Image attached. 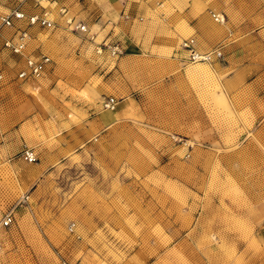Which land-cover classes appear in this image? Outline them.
Masks as SVG:
<instances>
[{"label": "rangeland", "instance_id": "obj_1", "mask_svg": "<svg viewBox=\"0 0 264 264\" xmlns=\"http://www.w3.org/2000/svg\"><path fill=\"white\" fill-rule=\"evenodd\" d=\"M149 2L143 50L102 0L42 3L54 26L29 27L27 47L52 59L39 78L17 80L24 56L0 44V264H264V0L162 1L166 28ZM13 7L40 9L0 0ZM188 13L209 34L227 26L220 59H188Z\"/></svg>", "mask_w": 264, "mask_h": 264}, {"label": "built area", "instance_id": "obj_2", "mask_svg": "<svg viewBox=\"0 0 264 264\" xmlns=\"http://www.w3.org/2000/svg\"><path fill=\"white\" fill-rule=\"evenodd\" d=\"M35 5H38L40 9L31 13L23 11L20 7H13L8 12L0 14V44L3 48L9 50L11 53L20 54L24 56V65L21 67L16 77L21 80L36 79L42 76L44 71L50 65L52 59L47 53L39 52L33 53L27 51L29 40L31 39V33L29 27L41 26L46 28H52L54 26V20L48 15L46 7L42 5V1L45 0H31ZM215 21H223L224 15L213 13ZM125 18H129L125 15ZM16 21H24V26L15 27ZM15 30L9 35H5L2 32L3 28H12ZM76 28L83 33L88 32V27L84 24L78 23ZM92 38V37H91ZM181 45L187 52L188 59L191 62H211L220 59L223 55L220 47H215L206 51H200L197 47L195 37L189 36L181 41ZM108 51L111 55L118 56L122 53V49L119 44H113L108 46ZM3 71L0 70V80L3 79ZM117 103V98L114 96H108L103 104L105 108L113 109ZM23 159L34 162L37 160V154L32 148H24L21 151ZM13 222V217L10 213L4 215L2 219L3 225H10ZM61 264H70L67 261H63ZM77 264V263H73Z\"/></svg>", "mask_w": 264, "mask_h": 264}, {"label": "crops", "instance_id": "obj_3", "mask_svg": "<svg viewBox=\"0 0 264 264\" xmlns=\"http://www.w3.org/2000/svg\"><path fill=\"white\" fill-rule=\"evenodd\" d=\"M107 4L111 5V12H106L107 14L105 15L106 17L104 18H110V16H115V18L119 17V28H121V30H123V37H125L124 39V46L127 48H132V49H141L143 50L144 45H148V43H150V41L152 40V36H155L154 31L148 33H141L139 32V29H137V26H140L138 22L139 19H137L138 17H141V11L142 8L144 7L143 5H145L146 7L148 6V2L146 0H102ZM165 1H170V0H158V2L155 3V5H157L156 8L162 6V3ZM199 2H195V6L193 7V9L191 10V13L196 11V9H198L197 4ZM149 11H151L153 13V16L155 19L152 21L153 23L151 24H155L157 27H169L170 25V19L173 17L174 14L172 13H160L157 12V9L154 7L153 3L149 2ZM172 5V4H171ZM194 10V11H193ZM262 11H264V9H262ZM156 12V13H155ZM150 13V14H152ZM191 13H188L186 15L185 19L186 21H188V23H190V21H192V27L193 28H197L198 29V39H196V43L197 47L200 51H206L209 50L210 47L212 45H214L217 41L220 40V38L223 37V35L226 33V29L227 26L224 23H219L218 25H216L215 27L212 28L211 33H207L206 31V27L208 25L212 26L209 18L206 15L201 16L199 19H195L194 18V14L191 15ZM155 14V15H154ZM166 14V15H165ZM125 15H128L129 17H131V19L126 20L123 19ZM103 18V17H102ZM142 19V17H141ZM136 20V21H135ZM172 20V19H171ZM231 20V19H230ZM138 25H135L134 27H130V25L132 23H136ZM224 24V25H223ZM189 26H191L190 24H188ZM229 25V24H227ZM108 26H106L107 28ZM229 27H232L231 25ZM110 28V26H109ZM233 28V27H232ZM156 37V36H155ZM189 37V36H188ZM200 40V41H199ZM17 78V77H16ZM17 80H20L19 78H17ZM6 122L9 123V126L19 122V119L13 120V117H6Z\"/></svg>", "mask_w": 264, "mask_h": 264}, {"label": "bare ground", "instance_id": "obj_4", "mask_svg": "<svg viewBox=\"0 0 264 264\" xmlns=\"http://www.w3.org/2000/svg\"><path fill=\"white\" fill-rule=\"evenodd\" d=\"M46 1H49V0L42 1V3H43V2H46Z\"/></svg>", "mask_w": 264, "mask_h": 264}]
</instances>
